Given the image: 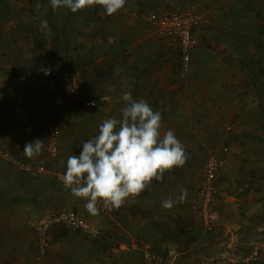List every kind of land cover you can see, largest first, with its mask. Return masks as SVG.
Here are the masks:
<instances>
[{"label": "rangeland", "instance_id": "obj_1", "mask_svg": "<svg viewBox=\"0 0 264 264\" xmlns=\"http://www.w3.org/2000/svg\"><path fill=\"white\" fill-rule=\"evenodd\" d=\"M187 7L197 9L203 19L193 31L195 44L186 66L180 46L159 38L141 15ZM31 28L41 34V45L36 46L32 38L24 39ZM141 41L148 47L138 54L156 57L153 68L157 71L181 74L182 84L189 90L196 86L201 71L217 69L223 75L226 91L214 96L217 107L210 110L218 125L215 148L229 151L218 176L220 222L206 228L190 210L187 199L191 200L198 188L202 161L188 149L186 165L156 180L171 192H187L183 202L188 203L189 215L175 218L162 213L161 217L171 218V232L157 224L142 230L129 222H119V226L101 210L93 216L84 208L86 201L71 195L54 176H26L29 185L37 186L35 190L21 198L22 186L15 187L12 197L0 196V264L35 262L39 254L34 225L50 210L73 212L87 228L52 227L51 247L41 264H144L141 255L148 244L168 258L175 251V264H211L231 248L249 253L248 249L264 247V0H126L112 16L98 5L72 13L67 8L53 11L50 0H0V147L12 152L20 145L16 150L23 155L25 142H33L35 137L44 146L33 159L42 160L47 157L48 125L59 126L60 157L57 161L44 159V164L52 171H63L67 158L79 155L83 143L98 135L105 116L112 114L87 107L83 101L96 100L103 108L115 102L126 106L120 93L109 94L110 89L92 85L109 75L110 81L124 86L128 78L123 77L130 73L128 61L133 56L130 52L135 43L141 46ZM41 70L50 73L43 75ZM82 87L90 88L89 93L82 94ZM193 108L186 107L183 115L190 118V111L196 114ZM204 112L210 113L203 110L191 117L193 129ZM117 114L114 117L120 119L121 113ZM18 122L21 130L16 129ZM5 136L11 139L10 145ZM15 169L22 171L0 157V183L10 176L23 177ZM27 197L29 204L24 203ZM110 213L118 219L126 216L117 209ZM179 227L185 231L179 233ZM159 233L168 237L163 240L158 235L157 239ZM133 234L136 237L131 238ZM149 234L154 238L146 237ZM257 264H264V253Z\"/></svg>", "mask_w": 264, "mask_h": 264}, {"label": "clouds", "instance_id": "obj_2", "mask_svg": "<svg viewBox=\"0 0 264 264\" xmlns=\"http://www.w3.org/2000/svg\"><path fill=\"white\" fill-rule=\"evenodd\" d=\"M125 4L126 0H50L53 11L67 8L76 13L98 5L108 16ZM122 100L127 103L121 109V118L105 119L98 135L83 143L79 155L67 158L66 172L60 177L71 195L86 201L84 208L93 216L99 214L100 205L109 211L118 210L128 199L140 196L153 180H162L166 172L183 167L188 159L173 130L161 135L159 111H153L145 100H134L130 92H125ZM43 146L40 139L29 142L23 155L34 158ZM186 195L182 190L179 201L183 202ZM161 206L171 209L174 201L169 197Z\"/></svg>", "mask_w": 264, "mask_h": 264}, {"label": "crops", "instance_id": "obj_3", "mask_svg": "<svg viewBox=\"0 0 264 264\" xmlns=\"http://www.w3.org/2000/svg\"><path fill=\"white\" fill-rule=\"evenodd\" d=\"M140 43L142 44L141 46H138V44L135 43L133 46L134 48H132L130 52L132 53L133 56L130 57V61H128L130 64V69H129L130 73L129 75L123 77L124 79L128 78L126 79L128 81L124 82V86L123 85L121 86L118 81L117 83L112 80L110 81L109 75L103 77L102 80H100V86L106 90L110 89L108 90V93L110 92L109 94L116 95L120 93L121 95H123L125 92H130L134 100L137 101L145 100L153 109V111H159L161 113L162 115V122L160 129L161 135H163L168 130H173L178 140L181 141L182 144L184 145L186 153L188 154L190 152L187 151V149L194 151V156H195L194 158L200 159L202 161L201 166L199 167V177L197 184V186H199L202 175V167L206 158L209 155L218 154L225 157L226 159L229 157V151L227 150V148H219V147L215 148L216 145H214V143L217 141L218 125H217V120L213 118L215 114L213 115L210 112V110L213 111L214 108L217 107V100H215L214 96L219 95L220 92L226 91L223 86L224 81L221 79L223 78V75L217 69L215 70L212 69L208 72L201 71L198 74V79L195 83L196 86L194 88H191V90H189L186 83L184 85L182 84V78L180 77L181 74L157 71L153 68V61H155L153 59H156V57L150 58L148 56H143V57L140 56L138 52H144L148 47L147 42L145 43L141 41ZM116 44H118V42ZM105 61H109V60L106 59ZM114 63H117L116 60ZM113 67L118 69L117 65L116 66L113 65ZM117 78L122 79L120 76ZM192 99L194 100L192 101ZM8 105L11 106L13 105V103L10 101ZM192 105L194 107L193 112H195L196 114L190 111L191 117H194L199 112L202 113L203 110L204 111L209 110L210 112V113L204 112L201 115L199 114L200 115L199 117L197 116L198 117L197 119L200 122L199 124L196 123L194 125L196 129H193L192 122L190 121L191 117L189 118L188 116L185 117L183 115V112H186L185 108L186 107L188 108ZM123 107H125V104L121 105L115 102L109 104L108 106H105L104 108L103 107L101 108L103 109V112H105L106 114H110L112 112V114H110L109 117L107 115L105 116V119H107L110 117H114L115 115H118L117 113H121V109ZM121 115L122 114H120V116ZM16 124H15L16 129L18 128L20 129V127H23L22 124H20V122ZM34 135L35 132H32L31 136L33 137ZM5 137L9 139V140L6 139L7 140L6 142L9 141L8 143L10 145L12 143L10 141L11 139L8 136ZM34 140H36L35 137ZM19 141L20 142L18 143L21 144L22 143L21 139ZM28 142L29 141L25 143L27 144ZM6 144L7 143L3 145L6 146ZM16 147L20 149L21 146L17 145ZM16 147L14 148V150H11L12 152H10L9 150L8 152L24 162L36 164L37 162L38 163H41L42 161L44 162L46 161L44 159H47V157H45L42 160L36 161L33 158L31 159L26 158L24 155L20 154L21 152L20 150H16L17 149ZM187 156L189 157V155ZM14 171L19 175L22 174L23 177L15 179L16 177L10 176L7 179L1 180L0 196L3 199L6 198L8 199L12 197V191H14L15 187L19 188L22 186V189L19 190L21 193L23 192L21 198L23 197L25 192L28 195L30 189L35 190V188L37 187L35 186V184L32 183H30L31 185L28 184V179L26 176H28L31 179L33 176H30L24 171L17 172V169H15ZM18 171H20L19 168ZM10 173L12 174L13 172H9V174ZM180 194L181 192H171L167 187V185H161V183H156V180H153L151 184L140 194V196L134 199H128L121 207V209L120 208L118 209L123 211L122 214H126V216L124 217L121 216L120 219H118L119 217L118 215L115 214L113 215L112 213H110L109 210L105 209L102 205L98 207L102 212L105 213L104 215H108L109 217H111L116 223L119 224V226H121V224L124 222H129L133 226H135L134 228L139 230L144 226L150 228V225L154 227V224H157L158 226H162L166 228L167 231L171 232V228H170L171 218L169 217L167 218L166 216L161 217L162 213L164 215L167 214L175 215L174 216L175 218L176 217L179 218L180 215L183 217L189 215L188 213L189 208L185 207L188 205V203L186 205L184 202H182L181 204L182 206L178 205L180 202L178 199ZM169 197L173 199L174 206L171 209L166 210L161 206V203L162 201L168 199ZM187 200L190 202L189 199ZM26 202L29 204L31 200L27 197L24 200L25 204ZM153 234H149L146 237L154 238L155 235ZM158 235L160 236V239L163 240L168 237L167 236L168 234L166 233L163 234L159 233L156 235L157 239L159 238ZM130 236L131 238L136 237V235L134 234ZM137 236L139 238L141 237L139 232H137ZM229 251L236 252L232 248ZM252 251L253 250L248 249L249 253H244V252L241 253L248 255ZM171 252L175 253V251L173 250Z\"/></svg>", "mask_w": 264, "mask_h": 264}, {"label": "built area", "instance_id": "obj_4", "mask_svg": "<svg viewBox=\"0 0 264 264\" xmlns=\"http://www.w3.org/2000/svg\"><path fill=\"white\" fill-rule=\"evenodd\" d=\"M132 15L137 16L136 13ZM141 17L152 24L159 38L172 40L180 46L183 54L182 62L187 66L190 61L191 51L195 44L193 31L202 23L203 16H201V13L194 7H187L173 12L142 14ZM41 73L43 75H49L50 72L41 70ZM67 82L71 83L69 79H67ZM74 89H72V91L77 95L80 101H83V97ZM83 102L87 107L101 108L100 103L96 100ZM48 130L49 138L46 146L47 159L55 161L60 155L61 130L59 126L49 125ZM0 157L9 160L14 166L26 173H34L39 176H54L60 183H62L60 179L61 175L66 172V169L58 172L52 171L47 168L44 162L38 165L24 162L9 153L4 146L0 147ZM225 165V157L218 154L209 155L202 167L199 186L190 200L191 211L199 218L206 228L215 227L221 220V212L218 209L220 196L218 176ZM60 224H65L72 228H87V224L84 220L73 212L53 210L46 212L34 225L38 235L37 248L39 257L33 264H41V259L48 253L50 248L51 228ZM263 253L264 247L262 246L255 248L248 255L229 251L213 260L211 264H257ZM174 255L175 253L171 252V257L168 258L165 254L156 251L152 244H148L143 251V260L144 264H175L176 258Z\"/></svg>", "mask_w": 264, "mask_h": 264}, {"label": "trees", "instance_id": "obj_5", "mask_svg": "<svg viewBox=\"0 0 264 264\" xmlns=\"http://www.w3.org/2000/svg\"><path fill=\"white\" fill-rule=\"evenodd\" d=\"M23 37H24V39L32 38L36 46L41 45V44H40V43H41V34H40L38 31H35V29H33V28L28 29V30L24 33ZM92 86L95 87V88H98V87L100 86V82H94V84H93ZM97 86H98V87H97ZM89 87H90V86H89ZM82 90L84 91L82 94L86 95V94L89 93L90 88L82 87ZM82 97H84V96H82ZM83 103H84V102H83ZM59 157H60V155H59ZM58 159H59V158H58ZM58 159H57V160H58ZM57 160H56V161H57ZM65 169H66V167H65ZM65 169H64V170H65ZM27 174H29L30 176H39V175H36V174H34V173H27ZM55 180H57V179L55 178ZM159 225H161V224H159ZM178 229H179V230H178L179 233H182V232L185 231L184 227H179ZM65 234H66V233H65ZM50 244H51V243H50ZM50 247H51V245H50ZM48 252H49V251H48ZM47 255H48V253H47L45 256H47ZM141 257H143V255H141ZM143 263H144V260H143Z\"/></svg>", "mask_w": 264, "mask_h": 264}]
</instances>
